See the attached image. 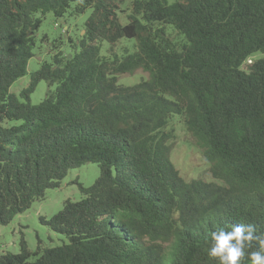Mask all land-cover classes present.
<instances>
[{
  "label": "trees",
  "instance_id": "obj_1",
  "mask_svg": "<svg viewBox=\"0 0 264 264\" xmlns=\"http://www.w3.org/2000/svg\"><path fill=\"white\" fill-rule=\"evenodd\" d=\"M125 1L0 0V224L69 170L100 167L80 200L42 218L67 242L33 252L22 237L0 264H219L208 255L213 232L244 224L264 234V56L251 59L264 54V0ZM89 8L71 57L56 45L20 100L11 86L29 72L46 14ZM138 70L147 77L119 83ZM43 80L50 87L32 103ZM175 120L212 180L188 181L175 166Z\"/></svg>",
  "mask_w": 264,
  "mask_h": 264
},
{
  "label": "rangeland",
  "instance_id": "obj_2",
  "mask_svg": "<svg viewBox=\"0 0 264 264\" xmlns=\"http://www.w3.org/2000/svg\"><path fill=\"white\" fill-rule=\"evenodd\" d=\"M130 2L131 0H126L122 6L125 7ZM91 12L92 10L89 8L80 15L67 13L61 18H56L51 12L46 14L39 30L36 32L35 54L29 60V72L11 86V91L20 100L27 101L20 93L29 85L30 73L39 69L43 61H51L54 53L59 50L55 48L56 45L63 50V53H69L71 57L72 45H78L79 38L84 33V23ZM169 31H171V36L178 37L174 30ZM70 39L73 40V43L70 42ZM60 40L62 43H60ZM126 41L122 39L114 48L118 54L123 53L122 47ZM127 45L132 52L134 49L132 44L128 43ZM110 49L111 45L105 41L102 45L101 53L108 54ZM262 56L264 54L257 53L251 59ZM147 75V72L138 70L133 74L120 76L118 81L126 85L134 84L142 77H147ZM49 87L47 81L39 82L36 89L30 94L29 101L32 103L41 102ZM54 87L55 85L51 86V88ZM173 126L176 140L172 149L171 159L182 176L188 181L199 177L212 180L209 162L205 159L202 149L195 144L179 120H175ZM99 174L100 167L97 163H86L69 170L58 187L46 190L43 199L34 201L29 209L16 215L8 224H0V255L6 252L18 253L22 237L25 238L29 249L33 252L37 250L39 245L42 247H55L67 242L65 235L54 232L42 221V218H51L62 209L64 202L68 199L72 201L80 200L83 197L80 185L82 184L85 187L92 185ZM35 258L36 256L33 255L32 259Z\"/></svg>",
  "mask_w": 264,
  "mask_h": 264
},
{
  "label": "clouds",
  "instance_id": "obj_3",
  "mask_svg": "<svg viewBox=\"0 0 264 264\" xmlns=\"http://www.w3.org/2000/svg\"><path fill=\"white\" fill-rule=\"evenodd\" d=\"M212 244L208 251L210 257L219 258V264H241L245 248L251 247L255 240L258 250L250 253L251 264H264V234H255L251 225H233L231 230H220L211 234Z\"/></svg>",
  "mask_w": 264,
  "mask_h": 264
},
{
  "label": "water",
  "instance_id": "obj_4",
  "mask_svg": "<svg viewBox=\"0 0 264 264\" xmlns=\"http://www.w3.org/2000/svg\"><path fill=\"white\" fill-rule=\"evenodd\" d=\"M70 57V56H69Z\"/></svg>",
  "mask_w": 264,
  "mask_h": 264
}]
</instances>
